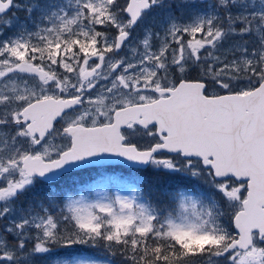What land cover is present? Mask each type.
I'll return each instance as SVG.
<instances>
[{
    "label": "snow or ice",
    "instance_id": "1",
    "mask_svg": "<svg viewBox=\"0 0 264 264\" xmlns=\"http://www.w3.org/2000/svg\"><path fill=\"white\" fill-rule=\"evenodd\" d=\"M0 264H264V0H0Z\"/></svg>",
    "mask_w": 264,
    "mask_h": 264
},
{
    "label": "trees",
    "instance_id": "2",
    "mask_svg": "<svg viewBox=\"0 0 264 264\" xmlns=\"http://www.w3.org/2000/svg\"><path fill=\"white\" fill-rule=\"evenodd\" d=\"M38 3H43L44 0H36ZM24 13V12H23ZM122 175H127V177L130 176V174H126V172H120ZM147 178V184L145 185V189L152 188L155 192H159L163 188H174L178 183H180V180L178 177L175 176H169L164 173L154 172L151 169H148L146 173L140 174ZM87 184L83 183L82 180H77V177H67L65 180L61 181V185L63 187H74L78 186L77 184ZM155 202V198H154ZM79 251H84L89 254L94 253V249H86V248H78Z\"/></svg>",
    "mask_w": 264,
    "mask_h": 264
},
{
    "label": "rangeland",
    "instance_id": "3",
    "mask_svg": "<svg viewBox=\"0 0 264 264\" xmlns=\"http://www.w3.org/2000/svg\"><path fill=\"white\" fill-rule=\"evenodd\" d=\"M25 14V13H24ZM16 15V14H15ZM19 17V19L21 20L22 18H24V17H22V16H18ZM107 171L110 173V174H113V175H115L116 177H118V178H124V179H126L127 178V175H122L121 173H118L119 172V170H116L114 167H112V168H109V169H107ZM132 175H135L136 173H131ZM93 175H95L94 173H89L88 174V177H92ZM77 185H79V184H77ZM110 190L111 191H117V190H119V191H122V192H127V188L126 187H124L123 185H120V186H116V185H113V186H110ZM87 249V248H86Z\"/></svg>",
    "mask_w": 264,
    "mask_h": 264
},
{
    "label": "flooded vegetation",
    "instance_id": "4",
    "mask_svg": "<svg viewBox=\"0 0 264 264\" xmlns=\"http://www.w3.org/2000/svg\"><path fill=\"white\" fill-rule=\"evenodd\" d=\"M17 13H20V12H17ZM35 14H36V13H34V15H35ZM25 15H26V14H23L22 16L25 17ZM16 16L18 17V16H21V15H20V14H17ZM23 19H24V18H22L21 20H23Z\"/></svg>",
    "mask_w": 264,
    "mask_h": 264
}]
</instances>
